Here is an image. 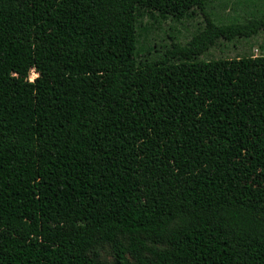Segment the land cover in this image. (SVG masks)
Returning a JSON list of instances; mask_svg holds the SVG:
<instances>
[{
	"label": "trees",
	"instance_id": "obj_1",
	"mask_svg": "<svg viewBox=\"0 0 264 264\" xmlns=\"http://www.w3.org/2000/svg\"><path fill=\"white\" fill-rule=\"evenodd\" d=\"M207 2L0 0V264H264V53L198 60L264 13Z\"/></svg>",
	"mask_w": 264,
	"mask_h": 264
},
{
	"label": "rangeland",
	"instance_id": "obj_2",
	"mask_svg": "<svg viewBox=\"0 0 264 264\" xmlns=\"http://www.w3.org/2000/svg\"><path fill=\"white\" fill-rule=\"evenodd\" d=\"M205 11L215 15L219 21L237 19L243 22L246 17L259 16L264 13V0H208ZM204 24L205 14L200 8H195L189 17L179 21L171 16L154 21L147 15L144 18V25H149V28L140 29L139 47L143 51H151L152 57H160L168 48H171L173 42L186 43ZM263 53L264 30L253 37L236 38L232 41L221 39L216 46L201 54L198 60ZM36 76L37 73L32 71L30 78L34 79Z\"/></svg>",
	"mask_w": 264,
	"mask_h": 264
}]
</instances>
